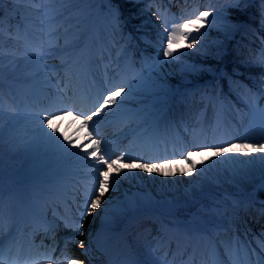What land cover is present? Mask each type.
<instances>
[{"label": "rangeland", "instance_id": "rangeland-1", "mask_svg": "<svg viewBox=\"0 0 264 264\" xmlns=\"http://www.w3.org/2000/svg\"><path fill=\"white\" fill-rule=\"evenodd\" d=\"M152 1L148 0L145 2L140 7V10L144 16L143 26L152 25L155 27L153 33L157 43L158 36L165 31L166 23L170 29L174 22H183L181 17L194 19L193 13L198 15L201 11L209 12L207 21L204 27L201 28L202 35L193 33L192 38H196L200 42L191 49L185 47L183 50L190 51L193 55L200 57L209 55L210 57H214L216 54L214 52L220 48L226 50L235 43L242 41V33L255 32L253 25L255 17L252 12L248 9L235 11V8L240 2L255 4L257 0H186L179 8H174V6H159L154 8L151 4ZM19 2L20 0H4L2 7H20ZM99 4L100 0H91V2H84V0H72V2H60V0H28V3L26 1V5L23 6V12L18 15L21 31L16 30L17 38L14 36H4L7 39L0 38V107L21 109V107L26 106L38 109L34 113L39 116H45V110H54L58 106L62 107V105L52 102L49 96L46 99H42L46 108L38 106L39 101L35 102V104L27 100L16 103L14 102V97H17L19 93H11L6 82L9 79L7 80L5 75L16 66L15 59H17L20 52L30 49L37 51L43 49L45 46L50 51V56L44 58L45 63L52 65L53 69L58 67L65 68L70 62H73L71 65L79 66L81 64L86 70L85 73L83 70L81 73H77V70H74L70 75L68 73L62 75V72H60L54 77L51 76L50 79L53 85H55L54 81L56 80L64 81L61 84L62 87L59 86L60 91H57L56 94L63 93L65 95L67 91L68 94L72 91L68 82L71 83L74 81L75 73L76 76L82 75L83 77H87L90 86L93 84V92L99 90L102 95L105 94L106 89L104 86L113 81L111 72L110 70L107 71V69H111L115 61H119V65H122L119 87H124L128 78L136 86L135 91L130 96L137 95L139 98H142L144 96H160L158 94L162 93L161 98H167L162 101L161 107L138 113L133 121L126 126L122 124L119 128V124L115 123L108 130V134L118 131L115 145L123 143L120 148V153L125 152L132 158L143 156V159L138 162H151L148 161L151 153L145 152L144 150L147 147V143H149L150 135L153 134L154 122L165 121L168 123V129H171V122H178L180 118L191 125L194 123L201 125L200 128L203 129L207 126H216L221 129L224 127L227 134L230 132V134L238 136L239 139L243 136L259 135L261 125L264 123V116L261 113V110H264V106H261L264 101V93L259 95L258 100H255L246 113H242L235 105H232L231 99L224 94L222 96H216L211 92H205L196 87L195 91H186L184 95L178 96L176 93L180 90V86H176L172 90L174 93H171L172 91H166L164 88L148 80L146 72L149 70L152 60L146 52H142L141 65H136L131 59V49H114L110 41L107 43L106 29L98 22ZM245 15L248 17V21L241 18ZM10 21L8 13L1 14V27L11 26ZM90 35L94 39L93 42L90 40ZM112 38L111 42L113 43L114 40L120 39V35L113 33ZM15 40H19L18 45H13ZM65 46H71L69 48L71 52L66 57L62 56V49ZM97 51L100 54L104 53V57H96ZM159 55H162V49ZM249 55L250 52L247 51L246 56ZM6 56H10L9 61H5ZM255 59L256 61L264 62V45L258 53V56L256 54ZM102 61H104V65H102ZM62 62L64 63L63 65L61 64ZM247 62L251 63L249 60ZM175 67L180 73H183L182 75L184 76L181 77L182 85L188 89V86L192 82L191 78L183 72L184 67L181 63L176 61ZM118 69V66H116L114 71ZM91 75H94V78ZM94 79L96 80L95 83ZM262 79L261 84L264 88V71L262 72ZM70 93L74 95L73 91ZM96 95H99V93ZM125 96L126 94H122V97L118 98L117 103L107 105L105 110L99 114L102 116L98 115L94 119H102L103 114L108 112L109 109H113L114 113H117L119 107L127 104ZM120 100H123V102L120 103ZM165 108L166 111L163 112ZM175 111L179 114L178 119L174 114ZM161 124L163 127H160L159 130L165 132L164 129L167 126L163 123ZM7 126L8 124L6 122H0V134H2ZM121 128L123 129L121 130ZM169 135L174 140L177 138L175 132H171ZM209 136L206 134L205 137L200 138V143L205 142ZM220 136L221 134L218 135V137ZM240 140L242 143H248L249 153L252 155V158L259 161L261 165H264L259 159H256V157L262 156L264 153H259L258 151L256 153L251 152L252 144L264 141L256 139L248 141ZM25 146H28L27 142L21 143L16 138L0 146V189L3 195H12L15 192H21L26 187L25 183L21 182L22 180L14 182V173L23 163V149ZM182 151V149H178V154ZM173 153L175 152H171V154ZM183 153L185 152L183 151ZM155 154L159 153L157 152ZM114 156L115 153L110 154L108 157L114 160ZM229 156L232 160L238 158L240 161H243L246 159L243 153L240 156L236 153L229 154ZM42 159H44L43 156L35 158L31 165L40 162ZM220 160L225 161V157L222 155L218 162ZM78 161L80 165L76 169L71 170L68 175H75L76 181L74 189L76 193L81 194V200H83L85 193H90L93 184L98 183V181H94L93 179L94 166L88 164L87 158L84 160L78 158ZM123 164L126 163L123 161L119 164L121 168L124 167ZM179 166L180 171L183 173L188 169L187 163L181 162L180 164L176 163L173 165V167ZM95 170L97 172L100 171V169ZM103 170L106 169L103 168ZM135 174L136 171L132 172L130 178L138 183L143 179L141 176L144 174ZM120 175L123 176L125 174L121 173ZM173 179L176 183L178 182L175 175ZM260 179L250 180L244 178L240 181L236 176L230 179L226 176L217 183L218 185H209L200 194L197 193L194 196L185 198L175 196L179 195V187L176 185L172 186L165 177H162L161 180H156L154 184L147 185L145 188H140V191L143 192L142 194L146 195L147 200L144 202L137 201L135 206L128 212L122 214L121 221L116 218V225H126L129 218L141 206H160L163 207V210L169 208L174 215H164L157 210L149 213H152V219L154 221H159L158 224L160 227L157 226V229L160 233L164 232L167 234L168 232V234L175 238L176 243H180L181 245L174 252L166 248L154 250L147 245L146 241L150 237L149 229L152 227H148L149 225L137 226L136 230L134 229L130 233L136 225L133 223L126 230L124 238L121 240V263L135 264V260H139L142 264H200V262L203 264H249V261L251 264H264V248H261V243L258 244L260 237L263 240L262 243H264V236L255 228L254 231L258 236L253 235L250 231L253 229V226L247 223L243 215L238 219L237 212H231L232 214H229V206L233 208L239 205L238 212L244 214L248 208L255 204L254 202L256 200L251 198L252 193L250 191L253 190V187ZM119 182L121 185L119 186L118 192H121V194L128 190V184L131 186L130 191L137 189V184L128 182L127 179H120ZM165 185H167L166 188L164 187ZM231 192L246 193L249 200L244 201L249 203L243 204L241 200L240 202H233L231 200ZM114 200V198H110L104 207L109 208L115 203ZM87 202L90 203L91 200L89 199ZM6 203L8 208L3 209V213L6 215L12 214L13 212H11L10 208H12L13 199L7 198ZM80 207H74L72 217L80 218L78 209L83 210ZM59 213L62 214L61 210H59ZM173 219L175 220L174 222ZM225 221H227V225ZM174 223L181 224L182 228L174 226ZM222 225L223 229H221ZM258 229H260L259 226ZM76 232L71 229L67 233V236L75 235ZM253 249H255L254 252ZM168 252L170 255L163 259Z\"/></svg>", "mask_w": 264, "mask_h": 264}, {"label": "bare ground", "instance_id": "bare-ground-1", "mask_svg": "<svg viewBox=\"0 0 264 264\" xmlns=\"http://www.w3.org/2000/svg\"><path fill=\"white\" fill-rule=\"evenodd\" d=\"M71 46H65L62 49V56H67L71 51L69 50ZM38 53H45L42 55H38ZM50 56V51L44 46L43 49L40 50H27L21 52L17 59H15L16 66L11 71L7 72L5 75L7 80V85L9 86L10 92L12 93H20L23 98H26L30 102H36L38 97L41 95L40 88L47 86H53L50 77H54L61 72L59 68L53 69L52 65L45 63V57ZM5 61L10 60V56L5 57ZM118 66V70L114 71V68ZM112 83L107 87V93L110 91H115L117 87H119V80L122 75V65H119V61H115L113 67L110 69ZM13 81V82H12ZM58 85V82L55 81V86ZM124 87L130 88L131 91L126 93L125 101L127 104L118 108V112L114 113L113 109H109L108 112L103 114L102 119H94L91 123V127L94 129V138L101 139L104 141V149L107 152L108 156L110 154H114L115 156L120 154V148L123 143H118L115 145L118 131L112 132L108 134V130L115 124H119V128L122 124L126 126L137 116L138 113H142L145 111L155 110L162 105V101L167 98H161L162 93H159L160 96H149L139 98L136 96H130V94L135 91V85L133 81L129 78L126 80ZM145 94V93H144ZM105 95V96H106ZM54 100L59 104H64L65 108L62 111L63 116H56V119L53 121L54 124L59 125V129L61 133L71 135L74 137V143H81L80 137L83 134V129L77 131V127L79 124V120H74L73 116L76 113V109L72 102L65 101L64 95L54 96ZM38 109H32L29 107H22L21 109H12L2 107V115H0V122H6L8 126L5 130L0 134V146L10 142L12 139L16 138L20 140L21 143L27 142L28 146L24 147L23 153V163L17 168V171L14 173V182L22 180L21 182L27 185V189L20 193H13L12 197L16 200L17 206L14 208H10L12 214L8 215V219L13 223H19L20 216L22 213H25L23 210L25 204H32L33 200L41 201L44 203V207L42 208L39 205V208L43 211L46 206H49L54 213H56L55 218L62 220L64 222L72 223L75 219L70 220V214L66 216H62L58 214V211L63 209V201L60 199V193L65 194L67 197H72L75 195L76 191L74 189V184L76 181L74 174H69L71 170H74L79 166L78 157L75 155L66 154L60 145L55 142L47 141V138L43 136L40 131V122L36 118V112ZM95 111V108L91 110ZM90 112V113H91ZM88 113V114H90ZM102 116V115H99ZM43 118L44 116H40ZM83 118V117H82ZM195 124V123H194ZM189 124L186 128L179 127L176 130L170 129V132H175L179 138V141L185 148V154L188 151L192 152V159L200 163L201 159H205L213 155L215 149L206 148L204 151L195 150L194 145L204 144V143H214L217 141H227L229 144L235 145V152L240 156L241 149L240 145L243 144L238 136H234L233 134L226 135V137H218L225 132V129L218 128L216 126H207L205 129L200 128L201 125L198 124ZM154 131H153V139L161 140L166 142L168 145H171L172 142L171 137L163 132H157V130L163 127L162 124L158 122L153 123ZM97 128V130H95ZM123 128H121L122 130ZM120 130V131H121ZM183 133L180 134V132ZM207 134L210 135L205 142L200 143V138L205 137ZM217 136V137H216ZM115 145V146H113ZM223 146V145H222ZM160 147L158 144L153 145V149ZM173 148H178L173 143ZM76 151H80L77 149ZM249 148L247 152L249 153ZM240 153V154H239ZM232 154V153H230ZM250 154V153H249ZM246 155L243 153V156L246 158L243 161H240L238 158L235 160L229 159L226 162H216L214 167L207 168L205 167V171L203 173L194 172L192 175H185L180 171L179 167H173L176 163H185L183 157L181 159L175 158H162L161 160L152 161L151 162H141L148 164H162L163 171H170L176 173L177 183L173 179V176L165 177L161 174L160 171L154 172L151 174V177L142 169L136 170V174H144L143 179L136 183V181L127 179L128 182H134L137 187L135 191H130L131 186L128 184V190L121 194L119 193V186L121 183L119 182L116 186V189L110 190L105 196L102 198L101 205L94 210L90 215H87L84 220V229L83 235H81L80 231H77V235L72 238H67V242H79L83 240L84 244L89 242H93V244H100L103 246L104 250H109L112 246V234L108 233V228L111 225L112 218H118L123 213L128 212L137 201L144 202L147 200L145 194L140 191V188H145L147 185L154 184L156 180L162 177H165L168 183H171L172 186L176 185L178 188V194L175 196H180V198L191 197L195 194L203 192L209 185L214 186L218 185L222 178H234L235 176L242 181L245 179H263L264 178V165H261L259 161H256L252 158V155ZM44 157L40 162L34 163L35 158ZM206 160V159H205ZM251 160V162H250ZM253 160V161H252ZM124 163L131 162L129 160H123ZM117 162L118 164L122 163ZM240 161V162H239ZM89 164V163H88ZM90 166H94L93 164H89ZM125 164H123L124 166ZM107 169V166H104ZM179 170V171H178ZM100 171H104L103 168H100ZM132 172H128L127 175L130 177ZM226 173V174H225ZM190 181V183H189ZM179 186H178V185ZM165 188L167 185L164 186ZM92 190V189H91ZM75 192V193H74ZM115 194V195H113ZM0 195H2V199L4 200V195L0 189ZM154 195V193H152ZM114 196V197H113ZM110 198H114L115 203L111 205L109 208L104 207L107 205ZM33 199V200H32ZM40 204V202H37ZM23 205V207H22ZM264 206V205H263ZM25 209V208H24ZM57 209V210H56ZM254 217V216H252ZM80 218L75 221H79ZM62 229V228H61ZM63 231L65 233H69L71 231L70 228L63 226ZM10 232L7 231V234ZM153 241L152 247L153 249H157L159 245V241L162 240V233L158 229H153L150 231ZM168 236H171L168 234ZM165 237V235H164ZM9 238V237H8ZM172 237H167L166 241L170 242ZM5 242L0 239V264H13V258L10 256V251L8 247L4 246ZM167 247V245H164ZM178 246L176 249H179ZM173 246L170 247V250L173 252L176 250ZM104 250H98L97 247H92L90 250L91 254H99ZM6 253V257L4 256ZM167 254V256H169ZM136 261V260H135ZM116 259L113 263L107 264H120ZM22 264H28V262H24ZM29 264H48L42 263L39 261L30 262ZM57 264H66L64 262H60Z\"/></svg>", "mask_w": 264, "mask_h": 264}, {"label": "snow or ice", "instance_id": "snow-or-ice-1", "mask_svg": "<svg viewBox=\"0 0 264 264\" xmlns=\"http://www.w3.org/2000/svg\"><path fill=\"white\" fill-rule=\"evenodd\" d=\"M60 2H72V0H60ZM84 2H91V0H84ZM262 2H264V0H262ZM3 3L4 0H0V7L3 6ZM193 15L194 19L181 17L183 22H174L170 29L168 28L167 23L165 24L164 33H161L158 36L157 59L159 61L162 63L179 61L180 57L185 55L183 51L185 47L191 49L194 45L200 42L198 39L192 38L193 33L202 35L201 28L204 27L209 16V12L201 11L198 15H195L194 13ZM161 49L162 55H159ZM42 54L45 53H38V55ZM129 91H131L130 88L117 87L115 91H110L108 95L103 96V103L99 104L95 108V111H92L90 114H74L73 119L79 120L77 131L80 129L84 130L82 136L80 137L81 143L79 144L74 143L73 136L61 133L59 125L53 123L57 115H60L61 117L63 116L62 111L45 110L46 114L43 118L37 114L36 118L40 122V131L43 136L47 138V141L55 142L56 144L60 145L63 151L68 155H75L81 160L87 158V162L94 165L93 179L94 181H98V183H94L91 192H86L84 195V203L82 204V208H86L87 211H81L79 213L80 219L78 222L75 220L72 223H68L67 221L65 222V227L71 228L73 231H80L81 235H83L84 220L86 216L90 215L101 205L102 198L106 193H108L110 190L116 189L120 179H130V177L127 175L128 172H135L138 169H142L149 175V177H151L152 173L157 171H160L165 177L176 175V173L170 171H163L162 164L141 163L138 161L142 160L143 157L132 158L129 157L125 152H121L115 157L114 160H111L104 149V141L94 138V129L91 127L90 122L93 121L94 117H97L99 114H101L107 105L117 103L118 98H121L122 94H126ZM122 102L123 100H120V103ZM261 113L262 116H264V110H261ZM0 115H2V107H0ZM240 139L245 141L251 139L264 141V123L261 125L259 135L243 136L240 137ZM209 147L215 149L213 155L208 157L206 160L201 159L199 164H197V162L192 159L191 151H188L187 154H184L183 151L180 153L183 156L185 163L188 164V169L183 173L184 175H192L194 172L203 173L206 170L204 166L207 168L214 167L215 163L222 155L225 157V161L221 162H226L227 160L231 159L229 154L235 152V145L229 144L227 141H217L211 144L204 143L194 145L195 150L201 152ZM248 147L249 145L247 142L241 144V152L249 154L247 152ZM77 149L80 151H76ZM257 151L259 153H264V142L251 145V152L256 153ZM129 159H131V162L126 163L123 168H121V166L117 163L118 161ZM256 159H259L262 163H264V155L256 157ZM105 165L107 166L106 170L99 172L95 170L104 168ZM121 173H124L125 175L121 176ZM89 199L91 200L90 203L87 202ZM262 215H264V211H262ZM2 218L3 199L2 195H0V222H2ZM261 235L264 236V233H261ZM80 246L84 247L83 240L80 241ZM260 246L261 248H264V243H261ZM86 251L87 249H85V252ZM254 251L255 249H253V252ZM53 252H55V249H53ZM68 255H70V253H66L64 259H67ZM44 258L53 259L54 257L47 256ZM72 264H83V261L73 260ZM249 264H251L250 261Z\"/></svg>", "mask_w": 264, "mask_h": 264}, {"label": "trees", "instance_id": "trees-1", "mask_svg": "<svg viewBox=\"0 0 264 264\" xmlns=\"http://www.w3.org/2000/svg\"><path fill=\"white\" fill-rule=\"evenodd\" d=\"M171 1L176 0H155L157 5H170ZM182 1V0H177ZM145 0H103V10L105 18L104 26H114L119 31L124 46L132 49L133 61L139 63L142 50H146L153 59V66L148 72V78L153 82L167 89L175 83L181 81L183 73H180L175 67V62L162 63L154 55L157 52V42L153 33L152 26H142L143 15L139 6L144 5ZM116 10V13L112 11ZM250 10L254 15L253 24L256 27L255 34H243L244 40L251 45L252 56L260 51L264 44V2L258 0L255 4L240 2L235 11ZM243 20L248 17L242 16ZM115 27V26H114ZM130 38H128V37ZM132 38V39H131ZM131 40L128 42V40ZM139 39V42L132 43V40ZM175 47V46H174ZM244 44L229 47L227 50L220 48L214 57L205 55L200 57L193 55L190 51H184L185 55L181 56L179 63L184 67V71L192 81L203 83L205 90L213 91L216 94H226L245 111L261 89V75L264 65L252 62L247 63L242 50ZM211 84V86L209 85ZM249 92L251 99L245 94Z\"/></svg>", "mask_w": 264, "mask_h": 264}, {"label": "water", "instance_id": "water-1", "mask_svg": "<svg viewBox=\"0 0 264 264\" xmlns=\"http://www.w3.org/2000/svg\"><path fill=\"white\" fill-rule=\"evenodd\" d=\"M264 189V179L260 181V183L256 186V194L257 197H263V195H260V191L262 192Z\"/></svg>", "mask_w": 264, "mask_h": 264}]
</instances>
